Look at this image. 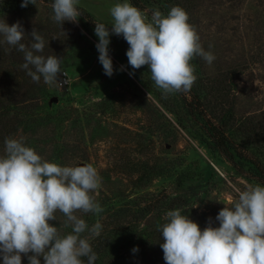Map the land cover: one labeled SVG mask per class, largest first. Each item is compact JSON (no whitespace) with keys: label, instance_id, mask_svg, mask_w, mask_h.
<instances>
[{"label":"rangeland","instance_id":"obj_1","mask_svg":"<svg viewBox=\"0 0 264 264\" xmlns=\"http://www.w3.org/2000/svg\"><path fill=\"white\" fill-rule=\"evenodd\" d=\"M22 2L0 0V20L10 26L19 21L26 46L36 29L45 40L42 55L62 56L71 83L61 88L43 78L32 81L21 68L24 54L0 35V156L6 138H22L49 162L97 169L102 183L96 200L104 211L77 215L89 226L97 220L103 226L90 241L98 264H166L158 225L168 211L180 209L203 230L210 217L215 221L233 206L236 189L264 186V0H138L149 20L156 10L166 16L172 7L183 8L215 56L211 64L191 61L197 79L190 92L167 95L147 65L129 75L122 36L110 35L111 77L99 62L95 22L111 28L110 9L130 0H80L79 23L63 27L52 19L54 0L26 8ZM198 100L197 111L190 104ZM215 127L258 164L237 157L234 165L215 147ZM148 202L154 207L144 211ZM56 215L52 223L62 235L70 233L63 214ZM22 264H29L27 256Z\"/></svg>","mask_w":264,"mask_h":264},{"label":"clouds","instance_id":"obj_2","mask_svg":"<svg viewBox=\"0 0 264 264\" xmlns=\"http://www.w3.org/2000/svg\"><path fill=\"white\" fill-rule=\"evenodd\" d=\"M37 0H23L21 7L36 5ZM80 0H54L50 5L52 19L63 27L65 21L78 24L82 12ZM111 28L95 22L99 38L96 49L104 73L114 74L110 56V35L122 36L128 43V64L135 70L147 65L151 80L163 94L184 93L192 89L197 76L191 61L202 58L208 64L215 56L200 43L196 28L189 23V14L175 6L167 15L159 10L149 20L137 7L128 2L110 9ZM0 35L4 41L24 54L21 68L32 81L41 78L47 85L67 84L62 69L63 57L42 55L45 40L36 29L32 43L22 41L26 35L17 21L11 26L0 20ZM56 39V38H54ZM211 47V46H209ZM121 66L120 71H124ZM258 84V82H256ZM150 92L148 93V96ZM102 177L92 164L61 166L41 157L24 140L6 138L4 155L0 156V257L3 264H22V255L29 264H95L98 255L90 241L99 237L102 224H89L77 213L104 211L96 200ZM238 199L232 207L225 206L208 226L201 230L180 209L170 210L166 221L158 225L166 264H264V186L247 184L236 189ZM65 217L62 226L71 232L61 234L56 226V213ZM138 251L137 248L132 249ZM31 253V255H29Z\"/></svg>","mask_w":264,"mask_h":264},{"label":"trees","instance_id":"obj_3","mask_svg":"<svg viewBox=\"0 0 264 264\" xmlns=\"http://www.w3.org/2000/svg\"><path fill=\"white\" fill-rule=\"evenodd\" d=\"M132 5L135 7H138L139 2L138 0H130ZM83 9V8H82ZM83 11H86L83 9ZM88 13V12H86ZM89 15V13H88ZM200 100L197 101V103H191L190 107L191 108H195L196 110L198 109L197 105L200 107ZM196 105V106H194ZM198 111V110H197ZM211 137L213 139V143L215 145V147L221 152L223 153L225 156H227L233 163L234 165H237L236 162V158H240L242 160L247 161L248 163L252 164V165H256L258 164V162H256V160H253V158L247 156V154L244 153V151L240 150V148L232 146V144L230 143V141L226 138L225 134L222 132V130H218V128H211ZM251 171L253 170V168L251 167L250 169ZM260 174V172H259ZM260 179H263L264 182V174H260ZM181 177H179L178 182L180 183ZM154 204H152L151 206L149 205V202L147 204H145V207L143 208V210H149V209H153ZM123 216L125 213H128V209L124 208L121 210ZM112 239H114V237H111ZM119 241V240H117ZM97 254V253H96ZM85 262V264H87V258H82ZM95 264H98V261L95 262Z\"/></svg>","mask_w":264,"mask_h":264},{"label":"built area","instance_id":"obj_4","mask_svg":"<svg viewBox=\"0 0 264 264\" xmlns=\"http://www.w3.org/2000/svg\"><path fill=\"white\" fill-rule=\"evenodd\" d=\"M65 72V71H64ZM66 73V77H67V81H68V83L67 84H60V83H58V85H59V87H61V88H66V87H68L69 85H70V83H71V77H70V75L67 73V72H65Z\"/></svg>","mask_w":264,"mask_h":264}]
</instances>
